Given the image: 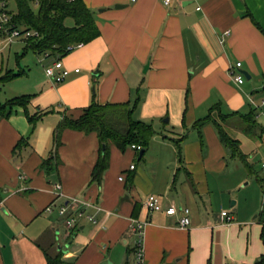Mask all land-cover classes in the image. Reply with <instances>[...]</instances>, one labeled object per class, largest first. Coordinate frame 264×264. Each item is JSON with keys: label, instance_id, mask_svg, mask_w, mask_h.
<instances>
[{"label": "crops", "instance_id": "obj_1", "mask_svg": "<svg viewBox=\"0 0 264 264\" xmlns=\"http://www.w3.org/2000/svg\"><path fill=\"white\" fill-rule=\"evenodd\" d=\"M83 1L100 35L62 57L70 70L65 80L57 83L45 74L43 66L52 58L42 54L40 82L0 100L31 95L25 107L16 105L9 116L0 118V264H45L47 254L58 252L66 264L128 259V245L137 236L130 227L132 219L145 222L143 264H190L200 247L198 232L207 242L210 231L223 225L221 215L208 211L215 186L209 177L225 171L228 157L213 124L196 127L195 123L213 105L223 113H247L250 108L262 113L264 103L256 104L255 99L264 94V0H171L169 5L162 0ZM236 61L241 62L247 82L236 84L229 75V66ZM139 81L147 90L141 117H165L164 123L182 129L191 125L199 137L198 143L186 144L183 156L154 135L147 146L158 148L162 186L151 184L155 193L145 196L155 194L164 205L188 207L187 227L178 224L180 211L149 212L143 204L145 196L142 201L120 198L124 188L135 187L144 170L146 174V163L138 174L137 166H122L140 150L128 146L122 151L111 144L101 182L90 183L99 151L97 134L65 128L60 144L54 146L53 133L60 120L78 117L93 99L95 86L99 103L126 102ZM26 112L40 115L34 128ZM182 139L186 135L170 138L176 149ZM119 171H125V182L116 177ZM55 183L61 184L59 196ZM71 197L100 209L88 206L85 211L95 221L82 219L77 228L61 233L62 218L56 209L47 213L44 207L51 201L64 204ZM218 201L224 204V197ZM234 204L231 201L230 207ZM201 246L206 254L205 244Z\"/></svg>", "mask_w": 264, "mask_h": 264}, {"label": "rangeland", "instance_id": "obj_2", "mask_svg": "<svg viewBox=\"0 0 264 264\" xmlns=\"http://www.w3.org/2000/svg\"><path fill=\"white\" fill-rule=\"evenodd\" d=\"M4 10L12 16L15 15L17 13L15 1L6 0V7H4ZM72 23V19L67 18L66 25L70 26ZM17 28L22 29L23 27L18 25ZM25 45L21 37L15 38L10 43L2 42V36L0 34V75L6 70L20 72L23 69L25 72V74L23 73L16 78L0 84V100L12 96L15 92L21 90V88H29L32 82H40L42 78L43 73L40 62L44 56L34 52L30 48L25 49ZM73 51L65 55L67 56ZM99 80L100 78L96 81L99 82ZM244 80L246 82L248 81L245 79V76ZM144 81H139V83L132 85L130 96L127 100L133 110H135L134 118L151 124L155 131L153 137L165 140L166 142L163 143H167L171 148L175 149L176 154H178L176 143L170 140V138H178L182 135H186L187 139H182L180 142V154L183 156L186 144L190 145L194 141H197L196 143L199 141V137L195 136L197 134L196 129L191 125L184 129L174 127L171 123L163 122L165 117H156L153 119L141 117L139 109H141V103L145 99V92H147ZM92 96L97 101V86H95V91ZM259 96L260 97L255 99L256 104L258 100L261 104L262 100H264L261 99L264 98V94ZM258 106H260V104ZM256 113L258 114L256 117L258 123L264 126V107L262 113H260L259 108ZM229 132L240 141V149L245 155L251 172L248 171L246 165L239 159L226 157L227 166L225 171L219 174L214 172L212 177H209V180L211 181L210 178H212L213 183H215L217 187L212 185L213 193L211 194V199L213 206L211 209H208V211L213 213L216 217L221 215V211H226L232 216V219L226 221L225 217H223V225L217 228L214 227V229L210 231L207 242L204 239L203 232H198L200 233L198 234L200 247L193 255L190 264H254L260 258L263 259L262 264H264V234H262V223L260 221L264 199V171L261 167V162H264V134L262 138L258 139L248 137L239 129L232 128ZM206 139L207 137L205 136L202 138L204 145L206 144ZM170 151L171 150L162 148V152L169 153ZM201 151L204 152L203 149H201ZM137 154V152L133 154V157L127 160L126 163L124 162L122 166L125 164L126 167H128L129 164H132L133 167L137 166L136 174H138L141 168L145 169L146 163V174L144 170V173L139 179V183L136 184L135 187L133 185L132 187L128 185L127 188H124V193L120 198L128 196L130 199L133 197L142 201L145 194L155 193L152 185L155 187L162 186L160 180L162 177V169L158 166L157 146H152V148L150 146V148L145 151L143 159H137ZM118 175L122 176L125 182V171H119L116 177ZM116 177H113V179ZM154 178L157 180L154 181ZM219 196L224 197V204L219 203ZM231 201H235L233 207H230ZM60 228L61 233H63L65 227L61 225ZM137 238L138 236L136 235H133L131 238V242L128 245L129 248H131V250H129L128 259H126V257H115L114 259L110 258L111 262L113 264H136L133 248ZM61 242L62 239L60 238L58 243L61 244ZM202 244H205L206 254L201 246ZM57 246L58 244L55 247ZM106 264H109V261H106Z\"/></svg>", "mask_w": 264, "mask_h": 264}, {"label": "trees", "instance_id": "obj_3", "mask_svg": "<svg viewBox=\"0 0 264 264\" xmlns=\"http://www.w3.org/2000/svg\"><path fill=\"white\" fill-rule=\"evenodd\" d=\"M17 13L12 20L22 30H34L36 37L25 40V49L30 48L38 54L48 53L50 56H63L69 51L70 44L88 43L100 35V29L95 21L92 11L83 0H14ZM71 18L72 26H67L65 20ZM22 74L6 70L0 75V84L16 78ZM31 95L25 94L8 99L0 103V118L9 116L16 105L26 106ZM27 119L32 128L40 115H31L26 112ZM205 122L213 124L220 142L225 147L229 158H237L243 162L251 172L245 155L240 149V141L230 134V129H239L248 137L262 138L264 126L258 123L254 109L247 113H223L219 105L210 107L207 115L199 119L196 127ZM70 128L84 133L95 132L99 141V151L90 174V183H100L103 173L109 164V146L115 145L124 151L132 144L140 145L138 159H142L150 138L154 134L153 126L133 117V108L129 102L99 103L94 98L82 109L76 118L64 116L53 133L55 148L60 144V134L63 129ZM102 146H104L102 148ZM178 154L180 146L177 144ZM46 162V161H45ZM262 234H264V199L260 214ZM260 258L254 264H262ZM45 264H66L62 253L46 255Z\"/></svg>", "mask_w": 264, "mask_h": 264}, {"label": "built area", "instance_id": "obj_4", "mask_svg": "<svg viewBox=\"0 0 264 264\" xmlns=\"http://www.w3.org/2000/svg\"><path fill=\"white\" fill-rule=\"evenodd\" d=\"M137 0H129L130 3H134ZM171 0H162L164 5H169ZM6 0H0V34L2 36V42L10 43L17 37H21L25 42L26 39L30 37L38 36V33L34 30H22L18 29L13 20L12 15L9 14L6 10ZM199 6L197 7V9ZM228 30L224 31V35L228 34ZM83 43H76L70 44L66 47V51H73L79 47H81ZM44 56L51 57L52 60L50 64L44 65V72L45 74L52 79L54 82H60L64 80L68 75L70 70L66 68L62 63V57H54L50 56L48 53H44ZM241 62L236 61L229 66V75L231 76L232 80L236 84H241L244 81V74L240 70ZM75 72L78 69H74ZM264 100H262V104ZM131 148L140 150V145L132 144ZM261 167L264 171V162H261ZM130 168H133V165H130ZM54 188L57 191V196L60 195L61 184L55 183ZM144 207L149 212H166L169 214L175 213L177 211L181 212V216L179 218L178 224L180 227H187L190 223L189 219V208L186 206L177 207L173 204L164 205L160 196L155 194H148L143 199ZM90 206L94 207L95 209H100V207L96 204L88 203L86 201L79 200L75 197H71L68 199L66 203H62L56 205L54 201H51L44 207V211L47 213H51L54 209H56L57 214L62 218L63 224L67 230H71L77 228L82 219H88L90 221H95L94 217L87 213L85 209ZM221 216L225 217L226 221H230L232 216H230L226 211H221ZM145 224L144 221L132 219L130 227L134 233L137 234L138 238L135 243L133 252L135 254L136 264H143V257H142V246H141V234H142V227Z\"/></svg>", "mask_w": 264, "mask_h": 264}, {"label": "water", "instance_id": "obj_5", "mask_svg": "<svg viewBox=\"0 0 264 264\" xmlns=\"http://www.w3.org/2000/svg\"><path fill=\"white\" fill-rule=\"evenodd\" d=\"M121 6H122V5H115L116 8H120ZM148 66H149V60H148V61L145 63V65L143 66V72H146ZM244 74L246 75L245 72H244ZM103 147H104V146H102V148H103ZM124 198L127 199L128 197L125 196ZM58 248H60V247L58 246ZM62 250L65 251V248H63ZM109 264H111V263H109Z\"/></svg>", "mask_w": 264, "mask_h": 264}]
</instances>
